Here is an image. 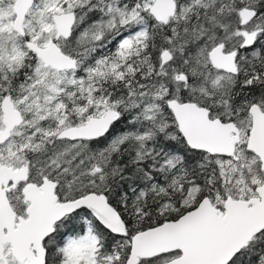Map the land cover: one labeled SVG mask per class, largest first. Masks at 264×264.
<instances>
[{"label":"snow or ice","instance_id":"1","mask_svg":"<svg viewBox=\"0 0 264 264\" xmlns=\"http://www.w3.org/2000/svg\"><path fill=\"white\" fill-rule=\"evenodd\" d=\"M0 264H264V0H0Z\"/></svg>","mask_w":264,"mask_h":264}]
</instances>
